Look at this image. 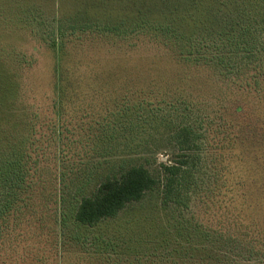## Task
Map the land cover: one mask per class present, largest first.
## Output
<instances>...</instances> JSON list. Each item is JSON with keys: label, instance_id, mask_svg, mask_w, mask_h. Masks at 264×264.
<instances>
[{"label": "rangeland", "instance_id": "1", "mask_svg": "<svg viewBox=\"0 0 264 264\" xmlns=\"http://www.w3.org/2000/svg\"><path fill=\"white\" fill-rule=\"evenodd\" d=\"M83 25L121 34L68 42ZM175 33L210 41L236 35L242 43L227 51L220 43L210 60L220 66L201 69L173 59L167 43ZM246 45L264 47V0H0V264H264V97L236 90L255 73V60L240 58ZM59 57L86 77L103 66L138 71L124 72L97 100L77 101L67 130L54 132L50 113L34 115L51 104ZM129 79L148 83L132 89ZM6 86L16 102L7 101ZM230 92L243 99L251 125L254 138L244 143H223L212 124L215 99ZM119 125L127 129L107 131ZM22 126L36 127L37 143L18 190L4 165L34 135ZM184 127L196 139L191 150L175 138ZM189 155L197 158L190 177L169 187L164 165L185 166ZM135 166L146 167L156 186L115 218L76 225L80 199Z\"/></svg>", "mask_w": 264, "mask_h": 264}, {"label": "trees", "instance_id": "2", "mask_svg": "<svg viewBox=\"0 0 264 264\" xmlns=\"http://www.w3.org/2000/svg\"><path fill=\"white\" fill-rule=\"evenodd\" d=\"M81 30V35L68 38V42H98L102 41L101 39H112L109 37H114V35H112L111 33L117 35L121 34L118 31V28L106 25L102 27L83 25ZM155 31H159L158 27L155 28ZM131 32L133 34H137L138 31H123L124 35L131 34ZM173 35L174 36H171L174 39L173 42H171L172 40H170V42L167 43V46L169 47H167V49L174 55H172L173 59H176L182 63H190L192 65H196L193 67H198L201 69L212 68L208 67V63H215L210 60L218 52L220 43L223 44L225 51L228 50V46L231 48V50H233V48L234 50H236V47H238L242 43V41H240L236 35L231 38L227 37L230 39L228 41L223 39H214L213 41H210L206 38L199 40L191 38L185 40L184 38H178L179 34L177 33ZM219 35H222V33H220ZM239 37H242V34H240ZM62 38L64 37L62 36ZM112 43L114 44V42ZM247 43L251 44L250 40H248ZM239 52L242 51L239 50ZM204 53L210 55H205ZM58 54L61 57H64V55L67 54V51L64 49V47H62V49L58 51ZM233 55L234 54H232L231 56ZM240 58H242L243 60L244 58H248V60L251 61L255 60V67H251V69H255V73L249 79L250 81L246 80L243 83H240V85L236 89L237 92L248 93L252 91L258 96L264 97V47L262 45L259 47H249L246 45V49L244 53H242ZM57 61V64L52 70V81L50 83L51 93L49 97L51 99V104H49L46 109L38 107L39 114L35 113L36 115H34V117H38L41 119L44 112L50 113V115L53 116V118L51 119L50 128L54 132L55 130H59L60 133L61 129L67 130L68 124L66 123V119L67 117L72 118L70 114L72 111L74 112L79 101L88 100L89 97H92L93 99H95L96 97V100L100 97H103V95L107 94L104 92L107 91V89L112 86V84L118 83L120 77H124V72L130 74L131 76H135L134 74L136 73V71H138L119 69L117 73L114 74V71H110L111 69H107L105 68V66H103L98 68V71L93 70L92 75L86 77L87 75H82L79 69L73 70L69 67H66L62 63L60 57ZM215 64L217 66L219 65L217 63ZM220 74H222L221 69L219 71V75ZM138 81H140V83L144 82L143 79H129L127 81V85L129 86L132 84L133 89ZM146 83L148 82H144L143 85H145ZM132 89H130L129 92L132 91ZM4 93L5 97H8L7 101H11V103L14 101L16 102V97L10 95L7 86L4 89ZM141 94H143V91H141ZM232 96L233 95L230 92L229 94L224 96L222 101L215 99L216 104L220 103V105L218 108L216 119L214 120V122H212V124L214 123V129L216 130V132L223 135V143H244L254 138V136L251 134V131H249L251 129V125H247L248 127H245V122H243V120L245 119L244 115L247 114L243 105V99L236 97L233 98ZM124 98L127 101H130L131 99V97H129L128 95ZM158 102H162L161 104H163L166 101L164 98H162ZM93 107L94 105L91 104L90 108ZM121 110L122 113L120 115L124 120V116H127V107L125 109L122 108ZM99 122L100 121H98V123ZM121 126L119 125V128L117 129H107V131L110 133V131L127 129H123L121 128ZM28 127L32 129V133H34L33 137L28 136V138L19 141V143H27L26 146L18 145L20 151H14L15 156H13V159L7 162L6 167L4 165L5 179L6 182L12 186V189L14 186H17L18 190L22 189V184L25 181L24 179H26L27 171L31 170L29 161H24V159L26 158L28 160L33 156L35 150L34 147L37 143L36 139H34L36 137V127L22 126V128L20 129L26 132L29 131ZM237 129L239 130L238 132H236ZM244 129H246V131H244ZM245 132H248L249 135L246 136ZM175 138L177 140V143H180L181 145L188 143V150H191L192 147L195 148L194 146L196 143V139L191 127H184L180 129L176 133ZM28 143L32 144L28 146ZM190 144L192 145V147ZM196 159V156L189 155V161L186 162L184 164L185 166L182 167H178L176 165H164L163 169L165 171V174L167 175L168 181L167 185L169 187H172L174 183L178 181L184 182V180L188 179L193 172L195 165L197 164ZM156 184V179L144 166L131 167L127 171L122 173L119 178L106 177L99 184L96 192L91 197L84 196L80 199L75 209L74 222L78 226L92 228L97 226L104 220L115 218L129 204L140 202L143 199L144 195L148 191L152 190L156 186ZM172 194L173 191L169 189V191H167L166 193V198H170ZM4 212L5 210L3 208H0V216H2ZM54 252L57 255V251ZM32 261L34 262L33 264H50V260H46L43 263L39 262V260H37L36 262L35 260ZM104 261L105 263H107L105 259Z\"/></svg>", "mask_w": 264, "mask_h": 264}]
</instances>
